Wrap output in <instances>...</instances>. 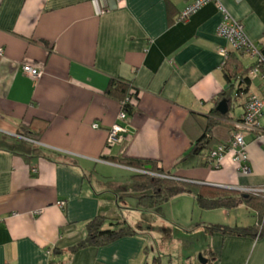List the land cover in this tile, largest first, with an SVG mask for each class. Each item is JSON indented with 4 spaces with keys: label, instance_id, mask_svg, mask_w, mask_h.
<instances>
[{
    "label": "crops",
    "instance_id": "0c3cea01",
    "mask_svg": "<svg viewBox=\"0 0 264 264\" xmlns=\"http://www.w3.org/2000/svg\"><path fill=\"white\" fill-rule=\"evenodd\" d=\"M192 1L100 0L106 11L99 15L93 0H0V264H151L155 256L161 264H181L167 252L157 253L151 224L161 227L162 222L150 219L151 210L136 206L138 213L126 216L131 208L119 206L123 196L138 200L132 180L116 174L120 169L131 177L138 173L122 159L150 161L161 175L198 184L264 189V132L245 133L247 173L239 170L232 153L219 168L212 166L209 151L192 153L228 88L218 49L227 46L247 66L255 61L218 35L223 13L215 4L178 20ZM221 1L244 24L248 37L264 47V0ZM23 64L42 69V75L24 73ZM113 78L131 82L139 94L123 143L108 147V129L122 107L106 94ZM250 94L264 98L261 77L251 79L229 121L242 117ZM23 124L36 139L19 134ZM260 125L264 129V104ZM233 131V123L215 124L211 147L228 143ZM177 197L196 202L189 193ZM100 214L107 218L105 227L125 220L137 232L73 251L85 238L88 221ZM255 221L198 222L186 234L203 229L199 234L207 245L193 253L206 258L214 253L212 264H264V237L204 230L207 224ZM174 236L173 229L158 235ZM55 248L61 252L55 254Z\"/></svg>",
    "mask_w": 264,
    "mask_h": 264
},
{
    "label": "trees",
    "instance_id": "16d2710c",
    "mask_svg": "<svg viewBox=\"0 0 264 264\" xmlns=\"http://www.w3.org/2000/svg\"><path fill=\"white\" fill-rule=\"evenodd\" d=\"M244 53L248 52L244 51ZM261 53L264 55V47L261 48ZM257 65L261 66L260 62L255 60L251 65L247 66L243 64L235 52H229L228 57L222 65L228 88L223 91L220 97V101L223 99L227 101L228 111L221 113L217 108L211 110L207 118L208 122L192 150L193 154H201L206 150L209 152L212 150V128L215 124L221 121L234 124L233 121L228 120L229 112L234 108L236 102L248 93L251 85V78L248 74ZM106 94L119 100L122 106L121 110L129 113L134 108V100H136L139 92L131 82L121 78H113L107 87ZM261 131L264 132L262 127ZM19 134L36 139V135L31 133L24 124L19 130ZM119 162L138 169H147L146 166L150 163V161H126L123 159L119 160ZM149 166V170L152 172L161 173L155 170L156 166L153 162ZM130 188L132 191L138 193L140 209H148L158 215L162 214L164 203L182 193L191 194L198 206L203 210L216 208L233 209L243 204L255 212L256 221L254 224L247 226L207 224L204 226L205 232L209 234L221 233L224 235L250 236L255 238L264 237V194L244 193L237 189L198 184L187 180L167 176H154L147 173H135L132 175ZM106 220L107 218L101 214L89 220L86 225L87 233L85 238L76 243L72 250L78 251L89 246H103L124 236L134 235L137 232V229L125 220L112 222L111 227H105ZM53 252L59 254L61 249L55 248ZM206 256L208 257L207 264H212L216 260L214 253H208ZM51 264L58 263L52 261ZM151 264H161L160 257L155 256Z\"/></svg>",
    "mask_w": 264,
    "mask_h": 264
},
{
    "label": "built area",
    "instance_id": "2783aa9c",
    "mask_svg": "<svg viewBox=\"0 0 264 264\" xmlns=\"http://www.w3.org/2000/svg\"><path fill=\"white\" fill-rule=\"evenodd\" d=\"M213 3L223 13L222 20L218 27V35L228 40L231 48L235 51H246L251 54L256 61L260 62L261 66H255L248 74L251 79L261 77L264 80V55L261 53V49L248 37L244 24L235 19L223 5L221 0H194L189 3L178 15V20L185 21L191 15L199 11L205 5ZM93 4L97 14H103L106 8L101 5L100 0H93ZM2 50H0V53ZM219 54L224 60L228 57L230 52L227 46H222L218 49ZM22 70L24 73L39 78L43 71L42 69L35 67L30 64H23ZM264 98L259 97L255 94H250L245 104V111L240 118L234 122V131L232 138L228 143L218 144L209 152V159L211 160L212 166L219 168L225 155L232 153V158L235 163L238 164L239 170L243 173H247L250 170L248 164V151L247 141L245 139V133L247 131H261L260 117L263 113ZM128 119V113L125 110H121L118 114L117 122H115L109 129L107 134V146L113 147L123 143L128 127L125 124ZM95 128L99 127V124L93 125ZM138 173H147L154 176H163L149 169H138L135 168ZM36 172V169H33ZM240 191L244 193H252L256 195L264 194V189L260 187H240ZM57 204L60 207L65 206V201H58Z\"/></svg>",
    "mask_w": 264,
    "mask_h": 264
},
{
    "label": "rangeland",
    "instance_id": "374dc122",
    "mask_svg": "<svg viewBox=\"0 0 264 264\" xmlns=\"http://www.w3.org/2000/svg\"><path fill=\"white\" fill-rule=\"evenodd\" d=\"M247 60V59H246ZM119 177L125 176L126 180H132L131 172L128 170H118L116 173ZM123 180V179H119ZM114 194V192H111ZM109 197V195H108ZM186 197V196H184ZM172 198L170 201L166 202L162 206V214L158 215L152 212L154 219L150 217L151 220L158 219L162 222L161 227H157L151 224V231L155 239L153 240V245L158 252H167L174 257V260H180L185 262L186 260H191L193 264H200L198 255L193 253L196 248L199 246L207 245V242L204 239L203 235L199 234L203 229L199 227V230L191 231L189 234H186L188 229H193L192 224L198 222H253L256 218L253 216L252 212L245 206H240L239 208L232 209L230 212H218L215 210H202L192 198ZM114 204L116 205L115 199L116 195L112 197ZM119 206H127L131 209H126L125 215L128 216L131 212L132 214L138 213L134 209L139 207L137 199L130 196H123ZM125 203V204H123ZM127 203V204H126ZM118 209V208H117ZM129 210V211H128ZM155 214V215H154ZM156 216V217H155ZM148 220L151 222V220ZM213 220V221H212ZM217 220V221H216ZM225 220V221H224ZM198 228V227H197ZM175 232V236L172 239H160L159 234H169L171 231ZM196 229V228H195ZM187 235V236H186ZM180 237L182 238L180 241ZM168 255V257L170 256ZM170 258V257H169ZM167 261V260H165Z\"/></svg>",
    "mask_w": 264,
    "mask_h": 264
},
{
    "label": "water",
    "instance_id": "95a60500",
    "mask_svg": "<svg viewBox=\"0 0 264 264\" xmlns=\"http://www.w3.org/2000/svg\"><path fill=\"white\" fill-rule=\"evenodd\" d=\"M217 109L221 113H226L228 111V103L225 99H223L217 106ZM200 263L202 264H207L208 263V258L204 257L202 254L199 255L198 257Z\"/></svg>",
    "mask_w": 264,
    "mask_h": 264
}]
</instances>
